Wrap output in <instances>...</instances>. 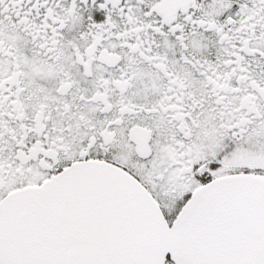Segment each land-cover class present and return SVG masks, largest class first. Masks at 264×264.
Instances as JSON below:
<instances>
[{"label": "flooded vegetation", "instance_id": "obj_1", "mask_svg": "<svg viewBox=\"0 0 264 264\" xmlns=\"http://www.w3.org/2000/svg\"><path fill=\"white\" fill-rule=\"evenodd\" d=\"M84 160L169 223L204 183L264 174V0H0V201Z\"/></svg>", "mask_w": 264, "mask_h": 264}, {"label": "water", "instance_id": "obj_2", "mask_svg": "<svg viewBox=\"0 0 264 264\" xmlns=\"http://www.w3.org/2000/svg\"><path fill=\"white\" fill-rule=\"evenodd\" d=\"M264 264V174L198 187L172 223L124 168L84 160L0 201V264Z\"/></svg>", "mask_w": 264, "mask_h": 264}]
</instances>
